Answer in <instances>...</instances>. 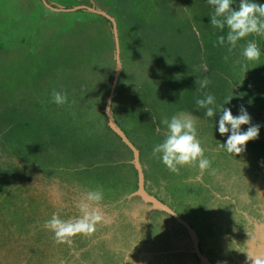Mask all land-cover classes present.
<instances>
[{"label":"rangeland","instance_id":"374dc122","mask_svg":"<svg viewBox=\"0 0 264 264\" xmlns=\"http://www.w3.org/2000/svg\"><path fill=\"white\" fill-rule=\"evenodd\" d=\"M46 1L114 18L122 70L110 110L139 151L147 192L191 224L211 262L246 264L264 216V36L239 42L252 40L261 49L258 60L242 66L239 48L229 54L218 45L227 29L211 26L214 8L207 0ZM239 3L233 0L232 7L238 10ZM115 69L107 19L86 10L51 11L40 0H0V217L11 222L0 219V264H29L35 250L39 256L41 247L21 251L25 232L36 230L46 243L44 221L54 212L76 215L75 201L85 189L103 191L104 223L96 233L114 242L95 253L82 247L86 256L69 255V264H105L103 248L115 252L116 264H124L125 254L126 264H200L180 226L130 196L137 186L133 157L104 113ZM203 77L217 111L224 105L237 116L243 105L260 126L259 137L239 156L220 147L227 141L218 131L221 114L206 119V110L195 107L203 98L196 81ZM253 77L254 88L243 91ZM54 92L66 93L67 102L54 103ZM180 112L201 120L198 139L211 161L202 174L187 166L171 172L153 156L165 139L163 121ZM42 248L51 262L54 247Z\"/></svg>","mask_w":264,"mask_h":264},{"label":"clouds","instance_id":"9594fccd","mask_svg":"<svg viewBox=\"0 0 264 264\" xmlns=\"http://www.w3.org/2000/svg\"><path fill=\"white\" fill-rule=\"evenodd\" d=\"M207 2L214 8L210 16L211 26L221 31L227 29L226 35L217 38L218 45L225 48L229 54L239 48L242 59L237 62L242 66L245 60L248 62L258 60L261 49L255 41L248 40L246 44L239 42L251 35L264 36V4L255 3L253 0H240L239 9L236 10L232 7L233 0H207ZM206 70L207 67L204 68V71ZM196 83L197 92H202L208 87L210 80L208 77H203ZM53 102L57 105L66 103V93L54 92ZM230 102L231 99L225 104ZM195 107L198 110H206V119L214 117L217 112L221 114L218 131L221 136H227V141L220 147L228 153L239 156L246 150V145L250 141L259 137L260 126L252 124V118L243 105L240 106L237 116H234L224 105L217 111L215 96L203 91V98H196ZM199 121L201 120L191 112H180L173 115L170 120L163 121L166 125L165 139L154 146L153 156H158L169 171L178 173L181 167L187 166L198 167L202 174L210 167L211 161L205 158L204 148L198 139ZM243 125L249 126L247 131L242 130ZM156 131L159 133L161 130L157 127ZM103 198L101 189H85L79 193L75 201L76 215L65 219L59 212H54L44 221L42 228L53 234V240L58 245L71 247L78 236L90 238L104 223V212L101 207ZM251 262L261 264L259 260Z\"/></svg>","mask_w":264,"mask_h":264},{"label":"water","instance_id":"95a60500","mask_svg":"<svg viewBox=\"0 0 264 264\" xmlns=\"http://www.w3.org/2000/svg\"><path fill=\"white\" fill-rule=\"evenodd\" d=\"M40 1L46 8H48L51 11L74 12V11H78V10H86V11H89L93 14H96L98 16H101V17L107 19L112 24V32H113V39H114V46H115L116 69H115V74H114V78L112 81L111 89H110V92H109L108 97L106 99V103H105V107H104V113H105L106 118H107V124H108L109 129L113 132L114 135H116V137L121 141V143L130 151V153L132 154V157H133L132 164H133V167H134V169L136 171V175H137V186L130 196L138 197L144 205H149L152 208V210L162 212V213L166 214L167 216H169L188 235L190 242H191V247L193 249V253L196 255L197 259L199 260V263L200 264H212L210 262V260L205 256V254H203L201 252L200 244H199V237L197 235V232L189 224V222L186 221L182 216H180L169 205H167L166 203L162 202L161 200L153 197L152 195H150L147 192V190L145 188V179H144V173H143L142 165L140 162L139 151L136 148V146L132 143V141L126 136V134L121 129H119L117 127V125L114 122V119L112 117V113L110 110L111 103H112L115 88L117 86V83H118V80L120 77V73L122 70L118 34H117L116 22H115L114 18L111 17L110 15H108L107 13L103 12V11H99V10H96L94 8L84 6V5L71 7L68 9H63V8H58V7L51 5L46 0H40ZM262 203H263L262 212L264 214V196L262 197ZM0 219L2 220V222L3 221L9 222L2 215H1ZM13 223H15V222H13ZM45 231H47V230H45ZM47 232L49 235L51 234V232H49V231H47ZM14 235L16 237L17 233H15ZM113 240H114L113 236L109 237V239H105L102 236V234L99 232V233H96L95 238H93V236L90 238H86L83 236L76 237L71 247H58L57 246L58 244H56L54 242V240L46 239V243H41L40 246H37V247H41V248H39L42 251L41 254L39 256H37L36 250H35L34 254H32V256L28 259L27 262L29 264H69L67 261V257H68V259H70L69 255H71V258L77 256V253H80V254L84 253L83 256H86L85 252L87 250L83 251L82 247H93L92 251L95 253V252H99L97 250L102 249V247L110 246L114 242ZM126 240L128 241L129 239L127 238ZM16 244H17V242H16ZM20 245H21V243L19 244V247H20ZM42 247H48V248L54 247L53 256H52L53 260L51 262H50L51 253H49V254L46 253L47 249H43ZM248 248L249 249L247 251L246 264H252L251 261H256V260H259L261 262V264H264V216L261 220L259 227L256 229V235H255L254 239L249 243ZM68 249H70V251H68L69 253H67ZM103 249H104V253L100 252V254H102V257H104L105 264L109 263L111 258L113 259V263L116 264L117 256H115V254H114L115 252L111 253V252L105 250V248H103ZM21 251L24 252L26 255L27 254V247L23 248V249L21 247ZM88 251H91V249H88ZM30 252L32 253L31 250H30ZM65 252L67 254H64ZM79 257H81V256H79ZM79 257H77V258L79 259ZM94 257H93V260H94ZM248 257L250 259H248ZM61 259H63V260L60 261ZM128 259H129V255L127 256V254H125L124 255V261H123L124 264H126ZM24 264H26V262Z\"/></svg>","mask_w":264,"mask_h":264},{"label":"trees","instance_id":"16d2710c","mask_svg":"<svg viewBox=\"0 0 264 264\" xmlns=\"http://www.w3.org/2000/svg\"><path fill=\"white\" fill-rule=\"evenodd\" d=\"M255 81V77H253L251 80L249 79H246L244 82H243V87L245 91V89H249L251 86L250 84H252L253 82ZM251 88H254V86H252ZM4 222V221H3ZM35 223V221H33ZM9 224H11V222H9ZM25 227H27L26 225V222L25 224L22 226V229H24ZM38 229H40L39 227H37ZM40 233H42L43 235H41V237H44V241H46V239H49V240H53V234L51 233L50 235L48 234L47 231H45V229L43 231H40ZM22 235V233H21ZM24 242V246L23 247H28L30 248L32 251L35 250V248L37 246H40V240H39V234L36 232V230L34 229H31V230H27L25 232V238L23 240ZM58 247H69L67 245H57ZM68 251H70V249L67 250V253H69ZM66 252L64 254H67ZM63 259H61L60 261H62ZM110 262L113 263V259L111 258L110 259ZM108 263V264H111V263Z\"/></svg>","mask_w":264,"mask_h":264},{"label":"flooded vegetation","instance_id":"af4514ba","mask_svg":"<svg viewBox=\"0 0 264 264\" xmlns=\"http://www.w3.org/2000/svg\"><path fill=\"white\" fill-rule=\"evenodd\" d=\"M190 224V223H189ZM191 225V224H190ZM200 250H201V252L203 253V254H205V252H204V249L200 246ZM195 255V254H194ZM195 257H196V255H195ZM196 259H197V257H196ZM198 260V259H197ZM199 261V260H198ZM211 262V261H210ZM111 263V262H110ZM212 264H214L213 262H211ZM108 264V263H107ZM111 264H115V263H111Z\"/></svg>","mask_w":264,"mask_h":264}]
</instances>
